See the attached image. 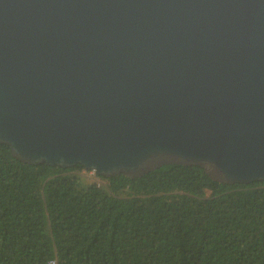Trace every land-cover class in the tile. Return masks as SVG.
I'll list each match as a JSON object with an SVG mask.
<instances>
[{"label": "water", "instance_id": "1", "mask_svg": "<svg viewBox=\"0 0 264 264\" xmlns=\"http://www.w3.org/2000/svg\"><path fill=\"white\" fill-rule=\"evenodd\" d=\"M0 143L101 176L264 180V0H0Z\"/></svg>", "mask_w": 264, "mask_h": 264}, {"label": "trees", "instance_id": "2", "mask_svg": "<svg viewBox=\"0 0 264 264\" xmlns=\"http://www.w3.org/2000/svg\"><path fill=\"white\" fill-rule=\"evenodd\" d=\"M84 170L0 143V264H264V180L163 164L85 183Z\"/></svg>", "mask_w": 264, "mask_h": 264}, {"label": "built area", "instance_id": "3", "mask_svg": "<svg viewBox=\"0 0 264 264\" xmlns=\"http://www.w3.org/2000/svg\"><path fill=\"white\" fill-rule=\"evenodd\" d=\"M82 172H84L86 174V176H88L91 180L99 183V180L96 177V173L93 170L86 169V170H84ZM47 264H54V260H49V262H47Z\"/></svg>", "mask_w": 264, "mask_h": 264}, {"label": "rangeland", "instance_id": "4", "mask_svg": "<svg viewBox=\"0 0 264 264\" xmlns=\"http://www.w3.org/2000/svg\"><path fill=\"white\" fill-rule=\"evenodd\" d=\"M82 173H83V172H82ZM81 180H82V182H85V183L90 182V178H88V177H86V176H82V175H81Z\"/></svg>", "mask_w": 264, "mask_h": 264}]
</instances>
